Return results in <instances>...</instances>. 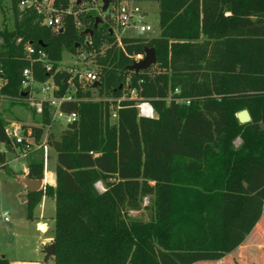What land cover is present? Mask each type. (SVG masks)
I'll list each match as a JSON object with an SVG mask.
<instances>
[{"label":"trees","instance_id":"trees-1","mask_svg":"<svg viewBox=\"0 0 264 264\" xmlns=\"http://www.w3.org/2000/svg\"><path fill=\"white\" fill-rule=\"evenodd\" d=\"M21 1L10 0L13 29L0 30L2 97L29 108V90L21 89L22 71L30 67L27 42L47 55L50 71L35 62L33 76L51 80L56 97L66 94L70 80L78 85L60 64L87 37L101 67L94 90L77 88L76 100L60 106L77 120L59 138L46 135L56 154L55 186L26 194L29 219L43 196L54 201V263L234 264L228 255L252 231L264 233V0H134L158 5L160 34L123 37L119 54L106 21L86 36L69 15L55 32L32 9H20ZM98 17L95 10L80 15L85 29ZM144 48L155 50L157 74L127 70L129 56ZM125 87L135 90V99L122 98ZM93 93L98 101L89 98ZM138 99L150 102L155 118L138 117ZM111 105L119 106L112 125ZM239 110L251 121L240 124ZM32 115L38 124L24 128L36 145L52 125L48 104ZM7 124L0 116L4 170L5 153L22 147L7 137ZM237 136L242 143L235 148ZM35 152L27 176L42 180L43 151ZM141 209L151 211L148 221L129 216ZM0 264L9 260L0 257Z\"/></svg>","mask_w":264,"mask_h":264},{"label":"rangeland","instance_id":"rangeland-1","mask_svg":"<svg viewBox=\"0 0 264 264\" xmlns=\"http://www.w3.org/2000/svg\"><path fill=\"white\" fill-rule=\"evenodd\" d=\"M141 8L145 13V22L151 26L152 31L145 33L144 35H139L133 30H129L124 33L125 36H131L134 38H144L151 39L158 37L160 34V28L158 23V12L159 8L156 3H141ZM14 27V16L11 8L10 0H0V30L7 28L12 30ZM106 44H103V46ZM107 47V46H106ZM106 47H103L105 50ZM121 48L116 45V51L119 54ZM104 52V51H103ZM103 52L101 55H103ZM65 52L62 56V61L60 64L61 68H73L74 58L73 54ZM78 65L83 67H90L98 75L101 73V67L96 62V58L92 57L84 61H78ZM157 74L158 69L153 65L148 69V74ZM45 82H37L32 85L31 90L28 94L36 100L42 96L40 85H45ZM82 84H78L77 88L83 89ZM73 92V90H71ZM70 92V93H71ZM122 97H132L130 90L125 87L122 92ZM91 100L96 99V93H93L89 97ZM133 98H136L135 96ZM87 99V98H83ZM30 108V106H29ZM27 108L22 104H13L8 99L0 95V116H2L7 122L17 121L25 126L36 125L35 118L32 115V108ZM117 106L111 105V113L116 112ZM239 111L235 112V116ZM116 119L110 116V124L112 125ZM65 125L57 122L52 124L49 128H44L43 136L46 137L47 134L53 133L56 138H59L63 131L65 130ZM42 139L36 143L35 148L31 146L32 154L25 155L24 157L19 155L18 150L14 152L5 153L6 170L0 169V257L5 254L7 258L14 261H24L33 262L38 264H55L54 258L50 257L45 260L44 249L51 244L54 237V210L55 204L51 199H47L43 209L40 206H36L33 210V217L29 219L27 217L25 199L27 194V189L24 184L19 182L18 176H22V171L26 168L28 161L34 155L35 151H43V158L45 159V154L43 148H37L41 145ZM242 140L237 136L232 144L235 148H238ZM0 149L4 150V147L0 144ZM48 158L44 161V171L50 172L55 170L56 165V154L55 152L47 146ZM8 159H15V162L10 164L7 162ZM10 167L15 168L13 171ZM96 188L99 192H102L104 185L100 182L96 183ZM143 206V203H142ZM147 206V205H146ZM8 214V222L4 220V213ZM151 211L148 209H141L140 211H131L129 216L134 219H139L142 221H148L150 218ZM42 226V228H40ZM252 243L255 242V247L259 245L260 248L264 247V233L256 232V235L252 237ZM258 243V244H257ZM259 250L251 251L249 259L245 261L243 258H238L237 252H235L233 257L234 264L238 262H245L246 264H264L261 259V252ZM14 260V261H13ZM237 260V261H235ZM248 261V262H247ZM202 264H219V263H202Z\"/></svg>","mask_w":264,"mask_h":264},{"label":"built area","instance_id":"built-area-1","mask_svg":"<svg viewBox=\"0 0 264 264\" xmlns=\"http://www.w3.org/2000/svg\"><path fill=\"white\" fill-rule=\"evenodd\" d=\"M66 1L69 2V6L66 9L59 6L57 0H22L19 7L20 9H32L38 15L40 24L44 27L51 28L55 32L63 30L65 18L69 15L73 17L75 27L78 30H87L80 19V15H86L90 11L95 10L100 13V15H102V21H106L108 23L109 31L113 35L116 45L120 48H122L121 40L123 37L134 38L131 36H125L124 33L127 31L133 30L139 35H144L145 33L152 31L151 26L145 22V13L141 8V3L135 2L134 0H124L114 3L111 1L105 13L101 12L102 3L100 0H90V2H83L82 0ZM17 42H20V39L17 40ZM90 46L91 41L87 37L85 39L84 45L77 48L76 51H78V53L76 55L73 54V58L75 59L74 64L76 65H73V68L65 69L72 73L73 76H77L78 84H82L84 86V90H94V85L99 83V75L93 69L78 65L79 60L84 61L96 56L94 51L88 49ZM24 53L26 59L30 63V67H26L22 71L21 89L23 91H30L32 85L37 83L33 76L32 64L35 62H40L42 67H44L47 71H50L51 66L47 59V55L43 51L34 48L29 42L24 44ZM144 56V54H135L129 56V59L133 64L141 61ZM3 81V78L0 77V87L3 84ZM128 81L129 79H127V82ZM39 89H41V97L36 100L35 98L33 99L30 94L26 100L36 115H42L44 104L46 103L50 108L52 124L60 122L66 126L74 123L77 120L78 116L76 113H66L60 109L62 103L76 100L75 93L77 86L74 82L71 80L69 81L68 91L61 97H56L53 95L57 87L52 83L51 80H48L45 85H40ZM71 90H73V92H71ZM129 90L132 97L122 98L135 99L133 98L134 96L136 97L135 90ZM174 93L178 94V89H175ZM99 99L100 98L96 95V99L92 100L98 101ZM186 103H188V101H186ZM135 107L138 117L145 119L155 118V112L149 101L138 99ZM118 108L119 106H117V110ZM117 110L116 112L111 113V116L114 119H116ZM24 126L25 125L20 123L8 122L7 126L5 127V133L9 139L13 140V143L22 145L18 151L21 155L25 156L32 151L31 146L35 148V144H33V135L31 129H25ZM37 148H43L45 154L44 157L46 159V137L42 136V143ZM148 202L149 201L147 197L143 198V206L148 205ZM3 216L4 220L8 222V214L4 213Z\"/></svg>","mask_w":264,"mask_h":264},{"label":"water","instance_id":"water-1","mask_svg":"<svg viewBox=\"0 0 264 264\" xmlns=\"http://www.w3.org/2000/svg\"><path fill=\"white\" fill-rule=\"evenodd\" d=\"M100 1L102 3L101 12L105 13L107 11L110 3H111V0H100ZM101 23H102V19L100 17L96 18L93 29H87V30L83 31L82 35L92 36L94 29H96L97 26ZM61 31L62 30H60L59 32H61ZM144 55L145 56L141 61H139L137 63H133L131 66H129L127 68V70L130 72L138 73L140 71L148 70L150 67H152L153 65L156 64V53H155V50L153 48H144ZM97 85H98V83H96L94 85V87ZM236 117H237V120L240 124H246V123L251 121L250 114L247 110H242V111L238 112L236 114ZM18 180H19V182H21L22 184H24L26 186L27 191L29 193L37 192V191L41 190L43 187L42 180L30 179V178H28L27 175H25L22 178H18ZM44 254H45V260L54 256L53 244H50L49 246H47L44 249Z\"/></svg>","mask_w":264,"mask_h":264},{"label":"crops","instance_id":"crops-1","mask_svg":"<svg viewBox=\"0 0 264 264\" xmlns=\"http://www.w3.org/2000/svg\"><path fill=\"white\" fill-rule=\"evenodd\" d=\"M10 122H12V123H14V122H15V123H20V122H17V121H10ZM20 124H21V123H20ZM22 125H24V124H22ZM0 151H4V150H3V149H0ZM47 154H48V151H47V148H46V156H47ZM19 155L22 156V157H24V155H21L20 153H19ZM27 155H28V154H27ZM46 158H48V156H47ZM7 160H8L7 162L9 163V166H10V164H12L13 162H15V159H8V158H7ZM44 162H45V161H44ZM27 165H28V164H27ZM27 165H26V168L22 171V176L17 175L18 178H22V177H24L25 175H27V171H28ZM10 168H11L13 171L16 170L15 168H12V167H10ZM17 180H18V179H17ZM18 181H19V180H18ZM55 184H56L55 170H54V172H53V171H50V172H45V171H44V176H43V179H42V185H43L42 189L44 188L45 185H49V186H53V187H54ZM26 189H27V188H26ZM42 189H41V190H42ZM48 198H49V197L43 196L42 199H41V201H40V203H39L37 206H40V208L43 209V207L45 206L46 200H47ZM49 199L53 200L52 198H49ZM5 213H6V212H5ZM40 228H42V226H40ZM254 235H256V232L252 231V232L246 237L244 243H243L241 246H239L235 251L231 252L228 256H234L235 252H237V256H238V258H243V259H245V261H246L247 259H249V255H250L251 251L255 250L254 248H256V250H259L258 248H260L259 245H257V246L255 247V242L252 243L253 240H251V239H252V237H253ZM257 244H258V243H257ZM260 252H261V248H260ZM2 256L9 260V264H38V263L24 262V261H18V260H17V261H14V260H13L14 262H12V260H10L9 258H7V256H6L5 254H2ZM247 262H248V261H247Z\"/></svg>","mask_w":264,"mask_h":264}]
</instances>
